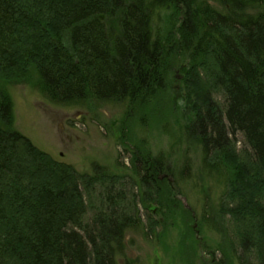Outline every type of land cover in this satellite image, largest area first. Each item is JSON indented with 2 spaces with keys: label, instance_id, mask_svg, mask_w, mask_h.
<instances>
[{
  "label": "trees",
  "instance_id": "16d2710c",
  "mask_svg": "<svg viewBox=\"0 0 264 264\" xmlns=\"http://www.w3.org/2000/svg\"><path fill=\"white\" fill-rule=\"evenodd\" d=\"M167 8L165 33L156 25ZM172 67L192 112L182 130L203 154L201 191L209 199L204 177L223 188L218 264H235L236 248L239 264H264V0H0V80L21 75L52 104L133 105ZM1 86L0 264H133L127 233L154 237L147 228L180 209L170 163L135 151L130 174H79L11 129Z\"/></svg>",
  "mask_w": 264,
  "mask_h": 264
},
{
  "label": "rangeland",
  "instance_id": "374dc122",
  "mask_svg": "<svg viewBox=\"0 0 264 264\" xmlns=\"http://www.w3.org/2000/svg\"><path fill=\"white\" fill-rule=\"evenodd\" d=\"M175 15L173 8L163 10L156 27L165 29ZM168 30H172L171 26L165 33ZM181 76L178 69L169 68L162 89L133 105L93 102L71 107L50 103L34 89V83L21 75L11 81L0 80L12 103L11 129L79 174H92L93 165L111 174H130L131 154L135 151L161 156L165 164L170 163L174 176L180 180L175 195L180 209L161 215L162 224L154 231L147 228L154 237L147 238L143 228L127 233L125 255L133 264H218L222 259L220 251L227 246L216 216L222 185L215 177H204L209 190L206 199L201 191V148L182 130L190 125L187 120L192 118V112L179 89ZM214 98L221 101L219 95ZM229 138L236 150L242 148L240 135ZM180 174L190 180L178 177ZM163 179L172 181L173 175L163 174L160 180ZM211 208L215 211L211 212ZM205 209L209 215L203 213ZM209 217L217 229L207 226L205 220ZM238 254L240 250L236 248L231 259L235 264H239Z\"/></svg>",
  "mask_w": 264,
  "mask_h": 264
}]
</instances>
